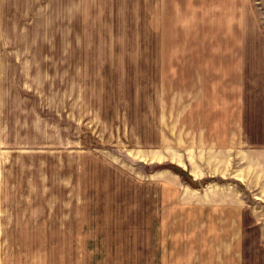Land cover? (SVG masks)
<instances>
[{"label":"rangeland","instance_id":"374dc122","mask_svg":"<svg viewBox=\"0 0 264 264\" xmlns=\"http://www.w3.org/2000/svg\"><path fill=\"white\" fill-rule=\"evenodd\" d=\"M201 1L0 0V264H179L186 245L208 243L193 227L157 231L151 186L163 115L168 145L177 137L169 108L199 47L189 39ZM259 3V41L247 47L264 52ZM259 174L239 187L254 264H264Z\"/></svg>","mask_w":264,"mask_h":264},{"label":"crops","instance_id":"0c3cea01","mask_svg":"<svg viewBox=\"0 0 264 264\" xmlns=\"http://www.w3.org/2000/svg\"><path fill=\"white\" fill-rule=\"evenodd\" d=\"M201 3L204 12L193 24L197 34L193 30L189 39L199 47L190 51L191 65L180 67L169 108L177 115V137L168 145V115H163V137L151 157V163L162 165L152 175L157 183H151L157 189L156 228L163 232L181 225L186 232L193 227L195 234L211 235L205 245H186L185 261L179 264H254L242 245L249 199L239 187L250 191L256 184L254 170H261L257 179L264 186V160L259 159L264 155V76L252 80V75H264V52L247 47L259 41L262 25L256 11L261 5L259 0ZM252 148L257 162L247 157ZM233 149H239L238 157ZM229 179L234 182L227 184Z\"/></svg>","mask_w":264,"mask_h":264}]
</instances>
